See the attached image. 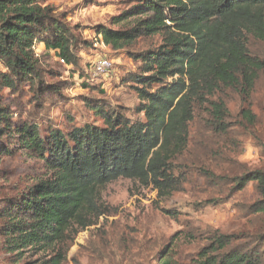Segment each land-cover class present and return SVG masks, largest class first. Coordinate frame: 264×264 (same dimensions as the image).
Here are the masks:
<instances>
[{
	"label": "trees",
	"instance_id": "16d2710c",
	"mask_svg": "<svg viewBox=\"0 0 264 264\" xmlns=\"http://www.w3.org/2000/svg\"><path fill=\"white\" fill-rule=\"evenodd\" d=\"M111 25L118 29L98 27L97 35L112 51H127L137 66L128 79L144 122L95 104L90 107L101 126L49 128L40 135L36 124L13 122L10 110L0 108V158L24 151L48 173L26 194L4 201L2 247L17 258L29 250L49 256L42 264H62L58 245L73 225H94L107 185L135 181L164 198L188 182L178 166L194 172L198 163L206 167L197 175L213 191L253 183L261 199L247 208L252 217L242 234L213 233L195 264H264V169L217 173L208 163L227 161L219 146L202 149L201 159L185 156L189 125L201 111L215 138L227 139L235 151L247 135L264 156V121L257 123L252 110L255 86L264 80V55L253 53L250 44L264 45V0H134ZM40 42L66 65L77 64L73 49L79 40L62 14L40 0H0V94H32L33 103L55 93L34 52ZM143 42L150 44L137 49ZM234 100L240 109L233 114ZM258 124L262 132H255ZM158 264L173 263L163 257Z\"/></svg>",
	"mask_w": 264,
	"mask_h": 264
},
{
	"label": "rangeland",
	"instance_id": "374dc122",
	"mask_svg": "<svg viewBox=\"0 0 264 264\" xmlns=\"http://www.w3.org/2000/svg\"><path fill=\"white\" fill-rule=\"evenodd\" d=\"M133 1L40 0L44 6L62 14L78 38L73 49L77 64L66 65L56 53L46 50L43 43H37L35 55L49 72L45 75L46 84L57 90L49 99L37 98L33 103L32 94L19 98L4 91L0 94V108L10 110L13 122L36 124L40 135L49 128L64 131L72 126H101L91 110L95 104L104 105L131 122H144L143 114L137 111L140 101L133 90L135 85L128 79L129 74L137 72V66L127 51H112L96 32L98 27L118 29L111 25L112 18L126 11ZM149 44L143 42L136 48ZM250 44L253 53L264 55V45L254 41ZM99 60H105L108 66L102 70L106 69L103 74L94 76L92 69ZM253 99L252 110L257 123H262L264 80L257 81ZM239 109L238 100L229 103L233 114ZM206 119L205 111L195 113L189 125L185 156L201 159L202 149L209 153L219 146L227 161L207 162L217 173L232 170V176H236L244 169H264V156L257 141L242 134L238 139L241 149L234 151L227 139L214 137L206 127ZM262 129L258 124L255 132ZM195 165L194 172L178 166L177 170L187 176L188 182L181 191L164 198H159L151 186L135 181L118 179L107 185L98 196L100 216L92 219L94 225L85 229L73 225L58 245L66 258L62 264H158L163 257L173 264H195L198 253L208 245L213 233L242 234L252 217L245 215L247 208L261 199L254 184L217 193L197 175L206 166ZM47 176L43 165L27 157L24 151H16L13 157H1L0 208L6 199L21 197L35 181ZM15 254L5 251L0 241V264H42L49 258L29 250L23 251L21 258Z\"/></svg>",
	"mask_w": 264,
	"mask_h": 264
},
{
	"label": "built area",
	"instance_id": "2783aa9c",
	"mask_svg": "<svg viewBox=\"0 0 264 264\" xmlns=\"http://www.w3.org/2000/svg\"><path fill=\"white\" fill-rule=\"evenodd\" d=\"M62 62V61H61ZM108 63L105 60H99L97 61L92 69V73L94 76H96V74H100V73H104L105 70L107 69ZM104 68H106L104 71H102Z\"/></svg>",
	"mask_w": 264,
	"mask_h": 264
}]
</instances>
